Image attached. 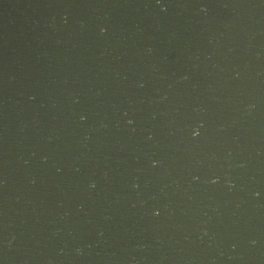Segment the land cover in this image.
Segmentation results:
<instances>
[{
    "label": "water",
    "instance_id": "obj_1",
    "mask_svg": "<svg viewBox=\"0 0 264 264\" xmlns=\"http://www.w3.org/2000/svg\"><path fill=\"white\" fill-rule=\"evenodd\" d=\"M0 264H264V0H0Z\"/></svg>",
    "mask_w": 264,
    "mask_h": 264
},
{
    "label": "clouds",
    "instance_id": "obj_2",
    "mask_svg": "<svg viewBox=\"0 0 264 264\" xmlns=\"http://www.w3.org/2000/svg\"><path fill=\"white\" fill-rule=\"evenodd\" d=\"M197 135H198V133H197ZM94 186V185H93Z\"/></svg>",
    "mask_w": 264,
    "mask_h": 264
}]
</instances>
